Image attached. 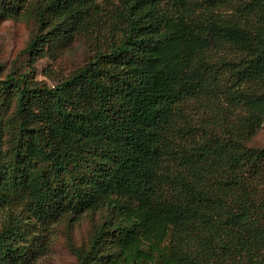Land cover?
I'll list each match as a JSON object with an SVG mask.
<instances>
[{"label":"trees","instance_id":"trees-1","mask_svg":"<svg viewBox=\"0 0 264 264\" xmlns=\"http://www.w3.org/2000/svg\"><path fill=\"white\" fill-rule=\"evenodd\" d=\"M29 16L32 61L102 44L54 84L0 72V264L97 211L78 264H264V0H0Z\"/></svg>","mask_w":264,"mask_h":264},{"label":"rangeland","instance_id":"rangeland-1","mask_svg":"<svg viewBox=\"0 0 264 264\" xmlns=\"http://www.w3.org/2000/svg\"><path fill=\"white\" fill-rule=\"evenodd\" d=\"M38 25L35 16L6 18L0 21V72H25L34 64L29 74L32 80L54 84L69 76L91 59L102 44L96 33L83 34L66 48L32 61L25 49L35 37ZM251 146H264V125L248 141ZM7 145H10L8 142ZM105 211L87 212L80 219L66 217L54 224L50 249L36 264H78L74 246L85 245L94 229L103 222ZM5 216L0 212V230Z\"/></svg>","mask_w":264,"mask_h":264}]
</instances>
